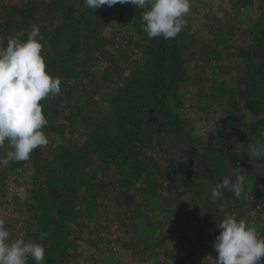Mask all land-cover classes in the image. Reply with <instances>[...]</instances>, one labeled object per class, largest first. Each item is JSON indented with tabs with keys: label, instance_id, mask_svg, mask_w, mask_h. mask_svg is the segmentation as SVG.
Masks as SVG:
<instances>
[{
	"label": "rangeland",
	"instance_id": "rangeland-1",
	"mask_svg": "<svg viewBox=\"0 0 264 264\" xmlns=\"http://www.w3.org/2000/svg\"><path fill=\"white\" fill-rule=\"evenodd\" d=\"M116 6L0 0V46L38 25L62 82L41 102L49 143L0 165V215L13 238L46 246L44 264H216L226 214L264 234V157L247 152L264 143V88L263 105L248 95L264 73V0H191L170 40L142 31V9ZM238 171L242 197L212 201Z\"/></svg>",
	"mask_w": 264,
	"mask_h": 264
},
{
	"label": "clouds",
	"instance_id": "clouds-1",
	"mask_svg": "<svg viewBox=\"0 0 264 264\" xmlns=\"http://www.w3.org/2000/svg\"><path fill=\"white\" fill-rule=\"evenodd\" d=\"M85 5L96 10L103 6L129 4L142 9V31L149 38L174 39L186 27L185 17L190 13L191 0H84ZM223 18V13H217ZM43 34L33 25L26 39L21 34L7 38L0 46V149L7 142L8 150L0 157V165L27 161L31 153L49 143L44 128L48 120L42 111V101L59 95L61 79L46 68L43 54ZM210 130L200 124L193 126V138L208 139ZM264 135V133H262ZM255 160L264 157V143L251 145L247 151ZM248 177L243 171L235 179L225 176L211 190V200L217 201L223 190L231 191L236 198L245 192ZM6 218L0 215V264H44L46 246L23 236L13 238L6 228ZM219 234L213 246L218 253L216 264H264V234L241 217L226 214L218 223ZM48 233H40L42 240Z\"/></svg>",
	"mask_w": 264,
	"mask_h": 264
},
{
	"label": "trees",
	"instance_id": "trees-1",
	"mask_svg": "<svg viewBox=\"0 0 264 264\" xmlns=\"http://www.w3.org/2000/svg\"><path fill=\"white\" fill-rule=\"evenodd\" d=\"M118 6H116V8L114 9V10H118V11H121V10H129L130 9V5L129 4H123V5H121V4H117ZM262 46H264V45H262ZM258 56H259V54H258ZM257 56V57H258ZM261 66H263L264 67V63L261 65ZM261 68V67H260ZM261 70V69H260ZM255 73V75L258 73V70H257V72H254ZM261 76V78H262V80H261V82H260V80H258L255 76L253 77V79L254 80H252L251 79V82H250V85H251V91L248 93V95H250V97H251V95H254L253 97H255L256 98V100H254L253 102H252V104H255V105H258L259 103L261 104V105H263V103L261 102V100L263 101V96H261L260 97V99L259 98H257L258 96L257 95H259V88H260V85L264 88V73L262 72V74L260 75ZM257 87H258V89H257ZM252 93V94H251ZM248 99H249V97H248ZM259 99V100H258Z\"/></svg>",
	"mask_w": 264,
	"mask_h": 264
},
{
	"label": "built area",
	"instance_id": "built-area-1",
	"mask_svg": "<svg viewBox=\"0 0 264 264\" xmlns=\"http://www.w3.org/2000/svg\"><path fill=\"white\" fill-rule=\"evenodd\" d=\"M259 209H260V206H258V208L253 211V214H256Z\"/></svg>",
	"mask_w": 264,
	"mask_h": 264
}]
</instances>
